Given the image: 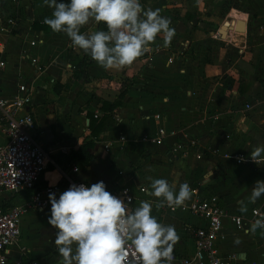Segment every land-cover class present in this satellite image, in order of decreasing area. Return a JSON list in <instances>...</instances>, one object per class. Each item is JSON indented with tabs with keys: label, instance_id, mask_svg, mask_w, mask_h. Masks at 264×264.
Returning a JSON list of instances; mask_svg holds the SVG:
<instances>
[{
	"label": "crops",
	"instance_id": "1",
	"mask_svg": "<svg viewBox=\"0 0 264 264\" xmlns=\"http://www.w3.org/2000/svg\"><path fill=\"white\" fill-rule=\"evenodd\" d=\"M140 3L145 9H159L170 20L175 30L170 45L164 47L159 35L131 66L104 70L93 60L75 65L82 50L65 33H55L44 23L46 17L52 18L53 9L43 0H0V25L6 26H0L4 62L0 93L26 92L30 97L34 135L55 161L47 164L42 184L57 182L60 170H68L70 164L77 167L73 176L90 186L103 181L117 192L122 185L133 191L142 184L147 192L140 193V200L153 204L152 215L158 222L176 229L179 240L173 250L190 254L188 228L202 225L203 219L187 211L157 209L147 178H163L177 191L181 184L191 183L200 196L215 195L228 212L242 213L240 202L248 201L260 179L255 167L236 164L233 154L264 146V0ZM5 16L13 22L4 24ZM226 21L230 26L221 35ZM103 25L90 21L80 31H106ZM73 72L80 73L74 76ZM121 88L122 97L112 105ZM244 101L250 102L249 109L243 108ZM153 112L162 117L157 121ZM88 116L99 123L96 135L91 134ZM158 123L166 130L160 142L139 138L154 133ZM5 139L0 127V143ZM189 140L196 146H187ZM85 141L90 142L85 149L91 158L83 161L72 152ZM176 142L186 143L185 152L171 150ZM27 192L25 200L18 202L10 200L18 192L7 195L5 204L25 202ZM42 209L28 210L38 214ZM251 223L244 226L248 229ZM50 230L57 231L50 225L42 231ZM221 233L216 241L220 254H236L237 264L264 263V230L246 234L223 218ZM23 235L27 236L20 234L17 243L7 248V255L36 257L51 264L50 250L41 243L26 245ZM237 238L240 243H235Z\"/></svg>",
	"mask_w": 264,
	"mask_h": 264
},
{
	"label": "clouds",
	"instance_id": "2",
	"mask_svg": "<svg viewBox=\"0 0 264 264\" xmlns=\"http://www.w3.org/2000/svg\"><path fill=\"white\" fill-rule=\"evenodd\" d=\"M53 9L52 18L44 23L55 33L63 32L75 48L82 50L104 70H122L149 51L159 35L163 46L170 45L175 30L159 9H145L140 0H43ZM103 23L107 30L82 34L89 22ZM264 146H256L250 159H264ZM244 162V157H239ZM149 195L155 197L157 209L167 206L175 211L190 198L188 184L178 191L163 178H147ZM264 195V181H256L247 203L239 211L246 213L248 204ZM48 224L55 228L53 241L62 264H132L127 248L137 254L134 264H171L173 248L179 236L172 225H164L152 215L153 204L141 201L129 210L130 201L114 196L103 181L91 186L72 184L56 198L49 193ZM264 230V217L246 229V234ZM235 243H240L239 238Z\"/></svg>",
	"mask_w": 264,
	"mask_h": 264
},
{
	"label": "built area",
	"instance_id": "3",
	"mask_svg": "<svg viewBox=\"0 0 264 264\" xmlns=\"http://www.w3.org/2000/svg\"><path fill=\"white\" fill-rule=\"evenodd\" d=\"M12 22L11 16L4 17V24H11ZM0 26L3 29L6 27L3 24ZM168 60H170V57H168ZM3 64V60L0 59V68ZM29 101L30 97L26 92L8 95L0 93V127L6 137L5 141L0 143V264H45L36 257L22 258L7 255V248L17 243L19 238L21 215L30 208L40 210L46 207L50 203L49 193H55L58 199L59 195L72 184L90 186L85 180L73 176L72 173L77 170L75 164H70L68 170L61 169L57 182L41 183L47 164L55 165V161L34 135V117L28 107ZM250 107V102H243V108L249 109ZM96 114L94 112L93 116ZM151 116L157 121L162 117L159 112H153ZM165 134V127L158 123L154 133L150 135L143 133L139 138L160 142ZM194 143H196L194 140H189L187 146L195 147ZM182 146H186V143L176 142L171 150H178L183 153L185 150ZM62 150L65 151L64 147H62ZM249 153L245 150H239L233 154V161L236 164L255 167L260 181H264V159L255 163L250 159ZM195 157H200L198 149L195 152ZM239 157H244V162L239 161ZM186 184L190 188V198L181 207L176 208L175 211H187L195 214L201 217L204 223L188 228L192 238V251L190 254H182L173 250L171 264H237L236 254L226 253L222 255L218 252L216 241L222 237L223 218H229L236 228L246 230L247 226H244V224L247 221L253 222L264 217V196L249 206L248 214L245 216L243 213L228 212L217 202V196H200L196 186L191 183ZM23 190H30L28 199L25 202L5 204L7 195ZM106 190L114 196L130 201V210V205L136 197L127 185H122L117 192H113L109 188H106ZM137 190L141 194L147 192L146 187L142 184L137 187ZM163 209L173 211L167 206ZM127 251L130 254L129 261L134 264V258L137 254L131 246L127 248ZM246 264L264 263L249 261Z\"/></svg>",
	"mask_w": 264,
	"mask_h": 264
},
{
	"label": "rangeland",
	"instance_id": "4",
	"mask_svg": "<svg viewBox=\"0 0 264 264\" xmlns=\"http://www.w3.org/2000/svg\"><path fill=\"white\" fill-rule=\"evenodd\" d=\"M140 184L136 185L137 187L139 186ZM136 187V189H137ZM28 190H25V192H18L17 194H15L14 196H11L10 197V200L11 201H23L25 200L28 192ZM133 194L135 196L138 197V201L137 203L133 202L131 204V207H132V210H134L136 207L139 206L140 204V196H142L140 194V192L138 190H133L132 191ZM9 200V201H10ZM245 202L247 203V200H245ZM50 205H48V207L42 209L38 214L36 213H33L31 210H27L21 217V228H22V232L20 234H27V238L25 237V235H23V238L24 240H26L25 244L26 245H34V244H39L41 243L43 246V248L47 249V250H50V259L52 258V261H51V264H62V258L59 257V253L56 249V246L54 248V244L52 245L53 243V239L55 237V234L52 230L50 231H42L44 230V228L46 226H48V217L50 216ZM245 216H247L248 214V211L246 213H243ZM34 215H39L40 218L42 217L43 218V221H39L37 220V218H35L36 216ZM168 216V215H167ZM27 218V219H25ZM25 219V220H24ZM29 219V223L28 220ZM25 231V232H24ZM42 233H44L42 235ZM45 234H48V238L45 236ZM39 250H33L32 251V254L34 253H37ZM49 257V256H48ZM61 258V259H60ZM50 261H48V264H49Z\"/></svg>",
	"mask_w": 264,
	"mask_h": 264
},
{
	"label": "trees",
	"instance_id": "5",
	"mask_svg": "<svg viewBox=\"0 0 264 264\" xmlns=\"http://www.w3.org/2000/svg\"><path fill=\"white\" fill-rule=\"evenodd\" d=\"M103 29L104 30H107L106 28V25L104 24L103 25ZM92 59L90 58L89 55L85 54L83 51L81 53V57L75 62V65H79L80 63H87L89 61H91ZM80 72H73V75L74 76H78ZM58 90V89H57ZM124 88H121L120 91L118 92L117 94V99L111 103L112 105H115L116 103L119 102V99L122 97L123 93H124ZM96 116V115H95ZM94 117V116H93ZM89 120H88V125L91 129V134L92 135H96L97 134V127L99 125V123H95L94 124V119L91 117V116H88ZM90 145V142L88 141H85L83 143H81L78 148L76 150H74L72 152V155L75 156V157H78L80 159H82L83 161L84 160H88L89 158H91V154H89L87 151H86V146Z\"/></svg>",
	"mask_w": 264,
	"mask_h": 264
},
{
	"label": "water",
	"instance_id": "6",
	"mask_svg": "<svg viewBox=\"0 0 264 264\" xmlns=\"http://www.w3.org/2000/svg\"><path fill=\"white\" fill-rule=\"evenodd\" d=\"M228 26H230V25L229 24L227 25V22L222 26V29L219 30L221 35L225 32V28H227Z\"/></svg>",
	"mask_w": 264,
	"mask_h": 264
}]
</instances>
